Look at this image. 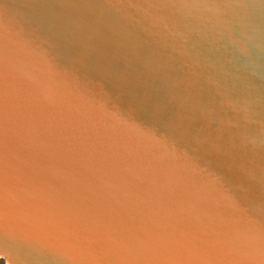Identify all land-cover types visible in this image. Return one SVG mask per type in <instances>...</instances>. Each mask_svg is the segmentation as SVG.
Masks as SVG:
<instances>
[{"label": "water", "instance_id": "1", "mask_svg": "<svg viewBox=\"0 0 264 264\" xmlns=\"http://www.w3.org/2000/svg\"><path fill=\"white\" fill-rule=\"evenodd\" d=\"M6 264H264V0H0Z\"/></svg>", "mask_w": 264, "mask_h": 264}, {"label": "trees", "instance_id": "2", "mask_svg": "<svg viewBox=\"0 0 264 264\" xmlns=\"http://www.w3.org/2000/svg\"><path fill=\"white\" fill-rule=\"evenodd\" d=\"M0 264H6L5 260L0 258Z\"/></svg>", "mask_w": 264, "mask_h": 264}]
</instances>
